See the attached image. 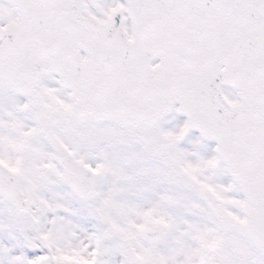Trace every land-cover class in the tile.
I'll return each instance as SVG.
<instances>
[{
    "label": "snow or ice",
    "instance_id": "1",
    "mask_svg": "<svg viewBox=\"0 0 264 264\" xmlns=\"http://www.w3.org/2000/svg\"><path fill=\"white\" fill-rule=\"evenodd\" d=\"M0 264H264V0H0Z\"/></svg>",
    "mask_w": 264,
    "mask_h": 264
}]
</instances>
